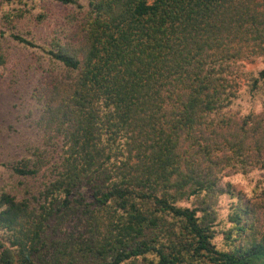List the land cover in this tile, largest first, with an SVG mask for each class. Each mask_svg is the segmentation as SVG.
<instances>
[{"label": "trees", "instance_id": "trees-1", "mask_svg": "<svg viewBox=\"0 0 264 264\" xmlns=\"http://www.w3.org/2000/svg\"><path fill=\"white\" fill-rule=\"evenodd\" d=\"M54 1L81 15L62 35L8 34L53 65L35 125L60 144L0 161L51 171L36 205L0 193V264H264L259 205L221 181L264 167V67L244 63L264 57V0ZM68 219L72 244L49 247Z\"/></svg>", "mask_w": 264, "mask_h": 264}, {"label": "rangeland", "instance_id": "rangeland-1", "mask_svg": "<svg viewBox=\"0 0 264 264\" xmlns=\"http://www.w3.org/2000/svg\"><path fill=\"white\" fill-rule=\"evenodd\" d=\"M2 5L5 10L0 13V29L5 34L0 37V161L15 163L27 157L30 150L39 147L45 149L43 155L47 161L53 162L59 153L60 142L55 140L43 144L41 132L35 125L40 112L35 97L36 87L53 65L39 49L25 47L8 34L21 32L36 42H48L56 35H62L81 15L54 0H2ZM13 8L26 10V13L20 18L5 17L9 10L15 13ZM65 21H68L67 24L62 26ZM244 63L248 68L264 67V57ZM50 172L44 167L36 176L25 177L0 165V193L7 192L18 200L26 199L36 205L38 199L34 197H38ZM221 181L228 183L235 194L259 205L260 221L264 227V167H255L244 173H224ZM235 202V195L232 197L229 194L219 201V219L215 224L217 232L214 237L219 248L223 247L222 231L229 225L227 214ZM71 226V219L58 223L56 235L47 241L49 247H53L52 239L56 245L65 242L72 244L73 240L67 237L71 233ZM72 238L76 240L78 237ZM96 261L97 258L86 254L79 256L73 264H93Z\"/></svg>", "mask_w": 264, "mask_h": 264}]
</instances>
